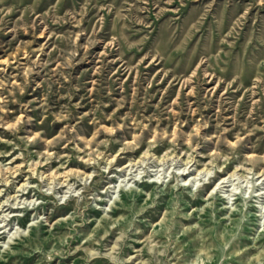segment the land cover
<instances>
[{
	"label": "rangeland",
	"instance_id": "1",
	"mask_svg": "<svg viewBox=\"0 0 264 264\" xmlns=\"http://www.w3.org/2000/svg\"><path fill=\"white\" fill-rule=\"evenodd\" d=\"M0 169V264H264V0H0Z\"/></svg>",
	"mask_w": 264,
	"mask_h": 264
},
{
	"label": "bare ground",
	"instance_id": "2",
	"mask_svg": "<svg viewBox=\"0 0 264 264\" xmlns=\"http://www.w3.org/2000/svg\"><path fill=\"white\" fill-rule=\"evenodd\" d=\"M213 89H214V88H213ZM38 163H39V162H38ZM35 164H36V163H35ZM13 168H14V167H13ZM0 172H1V169H0ZM15 173H16V172H15ZM15 173H14V174H15ZM57 173H58V172H57ZM61 174H62V173H61ZM56 175H57V174H56ZM58 175H60V174H58ZM63 181H64V180H63Z\"/></svg>",
	"mask_w": 264,
	"mask_h": 264
}]
</instances>
